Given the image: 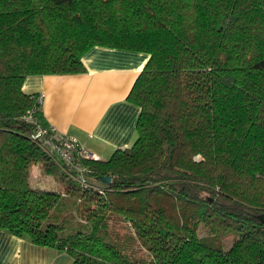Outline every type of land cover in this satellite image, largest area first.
<instances>
[{
  "label": "trees",
  "instance_id": "trees-1",
  "mask_svg": "<svg viewBox=\"0 0 264 264\" xmlns=\"http://www.w3.org/2000/svg\"><path fill=\"white\" fill-rule=\"evenodd\" d=\"M95 46L148 60L133 144L81 182L32 137L50 124L22 86L85 72ZM34 163L63 190L32 187ZM0 229L71 264H264V0H0Z\"/></svg>",
  "mask_w": 264,
  "mask_h": 264
},
{
  "label": "crops",
  "instance_id": "crops-1",
  "mask_svg": "<svg viewBox=\"0 0 264 264\" xmlns=\"http://www.w3.org/2000/svg\"><path fill=\"white\" fill-rule=\"evenodd\" d=\"M147 60L144 52L95 46L82 58L85 72L30 75L22 89L41 93L47 122L104 160L116 149L129 148L136 138L140 108L127 95ZM47 181L40 175L32 177L39 187ZM71 263L64 250L38 246L0 229V264Z\"/></svg>",
  "mask_w": 264,
  "mask_h": 264
},
{
  "label": "built area",
  "instance_id": "built-area-1",
  "mask_svg": "<svg viewBox=\"0 0 264 264\" xmlns=\"http://www.w3.org/2000/svg\"><path fill=\"white\" fill-rule=\"evenodd\" d=\"M42 99L43 95L40 93L38 101L41 102ZM32 137L51 159L62 162L63 166L74 171L76 179L84 181L85 168L81 162L84 159H95L93 153L75 138L58 132L52 125H49L48 128L37 127Z\"/></svg>",
  "mask_w": 264,
  "mask_h": 264
},
{
  "label": "rangeland",
  "instance_id": "rangeland-1",
  "mask_svg": "<svg viewBox=\"0 0 264 264\" xmlns=\"http://www.w3.org/2000/svg\"><path fill=\"white\" fill-rule=\"evenodd\" d=\"M39 164H32L30 167V184L32 187L34 188H41V189H45V190H49V191H62L63 189H61V187H63V185L58 182L55 177L57 175L54 174H45L43 171L40 170L39 168ZM37 169V171L35 172V170ZM34 175H40L43 179H48V181L46 182V184L43 187H39L34 185V183L32 182V177ZM58 177V176H57ZM72 199V198H71ZM62 203V201H61ZM75 203L70 200V208L71 206H74ZM68 211L65 212L64 209L59 210V211H55L54 215L57 216V218L61 217L64 212L65 214H68V216L66 217V228H65V232H71V228L75 227L76 229L78 228V225H80V221L73 215V212L68 208ZM48 221V220H47ZM117 227L120 230L121 233H124L125 230V224L123 221H118L117 223ZM88 228V226L86 225H81V230H86ZM74 229V230H76ZM68 230V231H67ZM202 230V229H201ZM203 230H202V234H203ZM234 238V234H230L228 237L222 238V237H217V238H208L207 242H209L210 244L220 247V248H227L230 244V241Z\"/></svg>",
  "mask_w": 264,
  "mask_h": 264
},
{
  "label": "water",
  "instance_id": "water-1",
  "mask_svg": "<svg viewBox=\"0 0 264 264\" xmlns=\"http://www.w3.org/2000/svg\"><path fill=\"white\" fill-rule=\"evenodd\" d=\"M110 179H111V178H110L109 176H101V177H100V180H102V181H104V182H107V183L110 182Z\"/></svg>",
  "mask_w": 264,
  "mask_h": 264
}]
</instances>
